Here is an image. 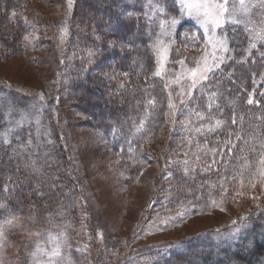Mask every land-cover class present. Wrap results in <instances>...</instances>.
I'll use <instances>...</instances> for the list:
<instances>
[{"label": "trees", "instance_id": "1", "mask_svg": "<svg viewBox=\"0 0 264 264\" xmlns=\"http://www.w3.org/2000/svg\"><path fill=\"white\" fill-rule=\"evenodd\" d=\"M6 1L0 0V54L1 50L8 54L9 50L15 48L16 55L24 56L34 46H38L37 49L56 47L58 56L53 58V64L60 65V62H67L75 43V51L79 47L82 49L83 59L79 60L83 61L75 62L73 67L67 65L69 72L68 69H76L79 64L89 62L90 50L98 51L97 61L91 64L93 69L87 73L84 74L82 67L77 70L78 74L71 71L61 76L58 73L61 86L66 80L62 90H65L63 88L68 81L79 77L77 84L74 83L75 87L67 93L70 108L88 118L79 123L81 127L101 135L108 134L115 151L132 158L127 164L134 172L148 163V155L156 157L158 153L155 151V155L150 149L147 153L144 151L147 148L144 144L163 134L171 112L168 107L169 93L176 87L174 84L169 85V79H163L164 75L155 74L153 45L157 37H162L165 29H168L167 26L163 29L160 27L163 15L166 25L173 17L182 20L177 0H71V7L69 0H8L9 10ZM34 1L47 9L53 7L54 13L40 12L33 6ZM157 8L163 11L158 12ZM116 21H121L120 28L112 31ZM240 29L228 26L220 30V33L228 34L233 42L230 47L235 48L227 54L230 59L222 66V82L208 88L198 87L194 92L195 99L185 104L188 114L200 110L204 116L203 120L196 117L198 125H205L211 120L209 126L214 128L217 119L223 122L214 131L207 130L197 138L196 141L206 147L212 156L197 172L187 176L185 186L188 188L183 186L188 190L198 188V195L193 194L188 200L193 202V206L205 209L217 198L229 201L242 188L251 189L256 184L254 181L258 178V171H264V58L260 56L264 46L259 44L258 50H252L249 56L246 51L249 37ZM193 30L194 26L184 23L178 24L173 30L166 69L171 70L177 60L193 64L188 51H199L204 42L202 33ZM30 33L41 34L42 41H25V36ZM192 36L194 38L190 41ZM6 41L14 43L11 46ZM104 62L106 65L100 67ZM229 71L233 73L231 78L228 76ZM71 73L73 75L68 77ZM209 91L217 92V97H207ZM39 97L36 91H17L10 85L0 84V226L8 217L9 207L41 214L48 211L52 218L59 214L58 211H65L75 217L78 225L76 217L81 209L79 196L85 189L81 187L83 191L79 195V189L70 177L74 166L69 150L58 139L59 125L52 128L53 135L50 130L53 143L48 141L49 137L42 129L41 133L46 137L35 143L34 148L42 146L31 151L27 146L18 145L16 137L5 131L7 123L4 127L1 125L7 119L11 106L15 110H21L30 103L35 106L36 101H40ZM250 98L252 104L248 103ZM209 100L212 103L211 112L207 109ZM42 102L52 106L45 98ZM187 113L183 117H187ZM233 117L235 123L232 122ZM40 123L43 126V116L38 117ZM141 124V129L137 130L136 126ZM33 165L39 171L34 172ZM7 177H11V180L4 184ZM262 196L264 201V193ZM178 197L181 198L179 194ZM198 198L202 203L197 202ZM157 201H150V207L156 206ZM72 222L67 227L55 222L53 226L62 230L69 239L77 237L76 242H83L85 237L82 234L78 236L72 230L75 225ZM262 227L264 207L260 206L223 222L217 233L212 230L201 233L196 239V242L199 241L197 244L207 243V237L216 236L224 243L221 253L225 257L224 260L210 263V254L204 253L197 256L200 264H264V240L258 242L257 248L251 247L252 250L239 249L245 233L254 235ZM234 233L237 237L231 239ZM86 240L93 247L97 246L91 235ZM191 244L185 246L186 252ZM180 251L156 264H193L188 255Z\"/></svg>", "mask_w": 264, "mask_h": 264}, {"label": "rangeland", "instance_id": "2", "mask_svg": "<svg viewBox=\"0 0 264 264\" xmlns=\"http://www.w3.org/2000/svg\"><path fill=\"white\" fill-rule=\"evenodd\" d=\"M186 2L202 3L203 0H186ZM212 2H223V0H212ZM235 2L239 6L238 0ZM94 3L101 4L99 1ZM177 3L182 18L178 24L194 26L193 32L199 30L204 42L202 41L203 45L199 51L192 53L188 51L193 64L181 65L180 60H177L171 70L166 69L169 44L173 30L178 24L165 29L162 37H159L161 42L159 49L154 43L155 74L164 75L163 79L167 77L169 85L174 84L176 87L172 91V100L176 103V107L171 108L163 134L152 142L148 140L144 144L147 146L144 150L146 153L150 149L151 153L154 154L155 151L158 155L152 157L147 154L148 163L141 165L137 172L127 164L131 157L115 151L108 134L101 135L81 127L79 123L87 121L88 118L70 108L67 102L68 90L75 87L79 77L68 81L65 91L66 87L63 88L65 90H62V87L65 86L66 80L61 86L60 75L63 76L68 72L67 65L73 67L75 62L83 61L79 60L83 59L81 47L75 51L74 43L67 62H60V65L53 64V58L58 56L55 53L56 47L37 49L38 46H34L30 51H26L24 56L16 55L15 48L9 50L8 54H4L1 50L0 84L10 85L17 91L31 93L36 91L38 96L42 95L52 104L49 107L41 100H37L35 106L30 103L21 110L12 109L11 106L7 119L3 120L1 125L3 124L4 127L7 123L5 131L16 137L18 145L27 146L31 151L42 146L34 148L35 143L43 139V136L46 137L45 134L49 137V140L46 139L53 143L54 140L49 133L51 130L50 134H52V128L58 124L60 129L58 139L69 150L70 160L74 166L70 177L79 189V195L83 191L81 187L85 190L79 196L81 209L76 217L78 225L75 217L65 211H58L59 214L52 218L48 211L41 214L24 208L12 210L9 207L8 217L0 226V264H156L169 258L173 253L176 255L180 250L183 252L181 254L188 255L193 264H200L197 256L204 253L210 254V263H213L218 259L224 260L225 256L221 253L224 243L216 236H209L205 240L207 243L197 244L198 235L207 230L217 233V230H220L219 226L233 216L250 212L260 206L264 207L263 170L258 171L254 187L242 188L229 201L217 198L205 209L206 207L193 206V202L188 200L193 194L197 196L199 190L183 188V186L188 188L185 186L187 176L197 172L212 156V153L196 140L213 126H209L211 120L205 122V125H198L196 114H188L185 105L179 104L175 95L179 90L176 80L179 77L180 86L187 88L190 83L188 69L195 67L196 61L205 56L211 63L210 54L214 49L208 43L209 37L205 35V29L198 20L195 9L189 15L188 9L182 11L178 0ZM232 3L233 0H229L230 8ZM245 5L248 9L247 17L242 15L240 18L250 21L247 23L249 31L245 30L244 24L235 25L230 22L223 24L216 31L220 33V30L228 26L241 28L248 37H251L252 42L259 45L256 36L264 35V0H245ZM33 6L43 13L55 11L53 7L47 9L36 1ZM6 8L10 9L8 0ZM113 24L112 31L120 28L121 21ZM25 37H28L27 40L24 39L27 42L43 39L41 34L33 33ZM193 38L194 36L189 40L192 41ZM13 43L9 45L12 46ZM89 52L91 53L89 62L81 65L77 63L79 66L76 69H68V74L71 71L78 74L77 70H81V67L84 74L93 69L91 64L97 61L95 58L99 55L98 51ZM105 65V62L101 63L100 67L103 68ZM72 75L73 73L68 77ZM83 86L86 85L83 83ZM51 91L54 93L51 94ZM187 99L188 97H185V100ZM185 113L187 117H183ZM38 115L43 116V126L41 123L38 124ZM142 124L136 126L137 130L141 129ZM42 129H45V134L41 133ZM184 161H187V164ZM185 168L188 169L187 172L184 171ZM10 180L11 177H7L3 183L8 184ZM157 199V205L150 207V201L154 202ZM200 200L198 198L197 202L202 203ZM52 220L63 227H67V224L73 221L75 225L72 230L78 236L82 234L85 237L83 242H76L77 237L69 239L62 230L53 226ZM84 228L88 229L89 234ZM89 235L97 243L95 248L89 240H86ZM231 236V239H234L237 234ZM261 240H264V227L254 235L245 233L239 249L246 251L248 248L252 250L251 247L257 248ZM190 243L193 245H188L187 247H190L186 252L185 246ZM54 251L58 252V255H53Z\"/></svg>", "mask_w": 264, "mask_h": 264}, {"label": "snow or ice", "instance_id": "3", "mask_svg": "<svg viewBox=\"0 0 264 264\" xmlns=\"http://www.w3.org/2000/svg\"><path fill=\"white\" fill-rule=\"evenodd\" d=\"M178 2L181 5V10L188 9V14H192V10L195 9L196 15L198 20L200 21L202 27L205 29V35L209 37L208 43L211 47H213L214 51L210 54L211 56V63H209L208 57H202L200 60L196 61V66L193 68L188 69V79L190 81L187 88H184L180 86V78L178 77L176 80V84L179 87V90L175 92V95L177 97V100L179 104L185 105L188 103V101L195 99L194 92L197 90L198 87L202 88H208L209 86H215L216 84H220L223 79L224 74V68L223 65H226L227 61L230 59V57L226 54L231 53L235 50L234 47H230V44L233 42L231 41L230 37L227 33H217V29L221 28L223 24L226 23H232L235 25L244 24L245 30L249 31L247 29V23L248 21L246 18L241 19L240 17L243 15L247 17L248 9L245 5V0H238V5L236 4L235 0H233V3L231 5V8L229 7V0H223V2H215L213 3L212 0H203L202 3H188L186 0H178ZM69 7H71V0H69ZM158 12L163 11L162 9L157 8ZM202 13V16H201ZM150 20L151 17H148ZM179 21L173 17L171 18L170 22L167 23V25L164 22H161L160 27L163 29L166 26L168 28H171L178 24ZM151 35V34H150ZM27 40L28 37H25ZM256 40L260 44H264V35L257 34ZM161 45V42L159 38L157 37V40L155 42V47L159 49ZM257 49L258 50V44L256 42L251 41V37H249V44L246 49L248 52V55L251 56L252 50ZM260 56L264 58V51L260 52ZM244 61H238V63H243ZM179 63L181 65L184 64V60H180ZM159 75V73H157ZM233 73L231 71L228 72L229 78ZM215 82V83H214ZM173 93H169V104L168 107L175 108L176 103L172 100ZM218 93L215 91H209L207 93V97L211 99H215L217 97ZM185 97H188V100H185ZM40 100H43V96L41 95ZM154 103V102H153ZM249 104L253 103V100L250 98L248 100ZM207 109L209 112L212 110V103L211 100H209L207 104ZM39 110V109H37ZM196 116L203 120L204 116L197 111ZM233 123H235V117H233ZM222 121L220 119H217L215 121V127L210 128L209 131H214L216 127H220L222 125ZM197 131L199 132L200 129L198 128ZM31 141H29V144ZM185 164H187V161H184ZM32 170L34 172L39 171L34 165ZM185 172L188 171L187 168L184 169ZM53 255H58V252H53Z\"/></svg>", "mask_w": 264, "mask_h": 264}]
</instances>
